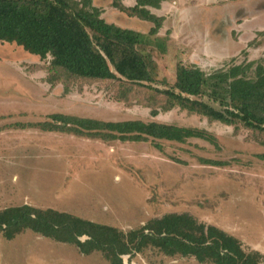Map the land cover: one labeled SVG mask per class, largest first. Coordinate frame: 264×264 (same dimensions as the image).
<instances>
[{"label":"rangeland","instance_id":"1","mask_svg":"<svg viewBox=\"0 0 264 264\" xmlns=\"http://www.w3.org/2000/svg\"><path fill=\"white\" fill-rule=\"evenodd\" d=\"M163 3L157 40L166 53L162 55L155 44L147 48L157 63L158 88L173 86L179 63L211 72L232 61L263 58L264 35L256 32L264 30V0ZM125 15L109 12L106 18L125 23L120 20ZM254 37L257 41L248 47ZM7 44L0 43V210L28 204L124 233L168 213H187L234 236L243 250L264 256L262 138L179 108L153 116L143 100L119 101L116 86L106 82L65 78L50 85L45 81L50 77V57H32ZM148 94L143 93L145 100ZM56 113L105 121H156L195 128L214 139L103 141L38 127ZM121 258L122 264H212L167 256L154 248ZM0 264L110 263L100 251L84 254L74 244L25 230L12 240L0 233Z\"/></svg>","mask_w":264,"mask_h":264},{"label":"trees","instance_id":"2","mask_svg":"<svg viewBox=\"0 0 264 264\" xmlns=\"http://www.w3.org/2000/svg\"><path fill=\"white\" fill-rule=\"evenodd\" d=\"M162 1L135 0L128 6L121 0H111L115 9L151 24L142 33L108 22L93 0H0V43L20 47L42 60L50 57V77L45 80L50 85L65 78L106 82L116 86L119 101L143 100L153 116L159 110L179 108L210 122L248 129L262 138L260 144L264 145V56L259 61H232L211 72L179 63L173 86L160 89L154 85L157 63L147 48L155 44L164 55L166 47L157 40L164 17L150 8H159ZM263 35L264 30L256 32V36ZM257 39L254 37L247 46H253ZM144 92L151 98L145 100ZM51 119L38 127L103 141L214 139L195 128L156 121H105L59 113ZM25 230L74 244L84 254L100 251L110 264H122L121 255L148 248L167 256L194 257L200 263L264 264V256L258 251L243 250L234 236L187 213H168L124 233L69 213L28 204L0 210V233L6 240ZM82 236L87 239L80 240Z\"/></svg>","mask_w":264,"mask_h":264},{"label":"crops","instance_id":"3","mask_svg":"<svg viewBox=\"0 0 264 264\" xmlns=\"http://www.w3.org/2000/svg\"><path fill=\"white\" fill-rule=\"evenodd\" d=\"M101 1L102 2L107 1V3L110 2V4H111V0H101ZM121 1H122V3L123 2L125 3V1H127L129 4H126L125 3V5H128V6H132L135 3V0H121ZM102 2L101 3H97L96 0H93L94 5L97 6L98 8H100L102 10V17L104 19H106L108 22H113L111 20V18H108V19L106 18L107 13L110 12V13H113L114 14V13H121V12L119 10L115 9L112 5L110 7H108V5L103 6V3ZM95 3H97V5ZM165 8L166 7H165L164 3H163V6H162V2H161L159 8H150V10L153 13H155V14H157V13L160 12L159 14H157L159 16H165L164 13H163V11H164ZM109 9H112V10H109ZM120 18H121L120 20L123 19L125 21V23H122L119 20L118 21L115 20L113 23H116L117 25H120L122 27H129V28L138 30V31H140L142 33L147 32V31H145L147 29V27H149L148 26L149 24L147 22H144V21H141V20H139V19H137L135 17H129V16H126V15L125 16H120ZM240 18H241V16H240Z\"/></svg>","mask_w":264,"mask_h":264}]
</instances>
